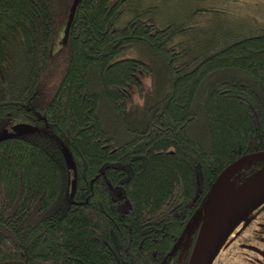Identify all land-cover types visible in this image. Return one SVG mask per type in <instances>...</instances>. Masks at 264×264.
Returning a JSON list of instances; mask_svg holds the SVG:
<instances>
[{
  "label": "trees",
  "instance_id": "trees-1",
  "mask_svg": "<svg viewBox=\"0 0 264 264\" xmlns=\"http://www.w3.org/2000/svg\"><path fill=\"white\" fill-rule=\"evenodd\" d=\"M72 1L0 0V131L40 128L0 140V264H189L213 183L264 150V20L234 26L229 0H81L57 46ZM257 219L264 238L263 205L237 242Z\"/></svg>",
  "mask_w": 264,
  "mask_h": 264
},
{
  "label": "water",
  "instance_id": "water-1",
  "mask_svg": "<svg viewBox=\"0 0 264 264\" xmlns=\"http://www.w3.org/2000/svg\"><path fill=\"white\" fill-rule=\"evenodd\" d=\"M81 0H73L68 20L64 28L62 42H68L70 30ZM39 126L31 122H17L0 131V140L39 131ZM69 167L76 171L73 155L67 145H63ZM264 160V150L247 153L228 165L213 183L203 207V218L194 242L189 264H213L221 252L225 239L242 222L264 205V165L255 171L240 187L232 191L221 204L215 203L219 186L238 168L252 162ZM76 189V178L72 181L71 195ZM190 225H187L171 249L175 253L183 244Z\"/></svg>",
  "mask_w": 264,
  "mask_h": 264
},
{
  "label": "rangeland",
  "instance_id": "rangeland-1",
  "mask_svg": "<svg viewBox=\"0 0 264 264\" xmlns=\"http://www.w3.org/2000/svg\"><path fill=\"white\" fill-rule=\"evenodd\" d=\"M114 1V0H112ZM233 5V16L236 18L233 20L234 26H240L242 23H248L252 17H257L258 20H264V0H229ZM231 6V5H230ZM244 17L245 19L241 18ZM242 20H245L242 21ZM248 26V25H247ZM62 32L58 35L57 46L60 45ZM255 163H249L238 168L229 176L228 188L229 194L236 190L238 187L253 174L255 169ZM203 218V208H199L196 212L193 220L191 221V229L188 236L190 241L191 233L200 227ZM256 223L248 226L245 232L242 234L248 237L249 240L245 243L237 242V235L241 228L246 224V220L242 222L237 228H235L229 236L225 239L221 254L217 258L215 264H264V238H257L253 232L257 229L259 220ZM232 246V247H231ZM234 246V247H233ZM229 252V253H228Z\"/></svg>",
  "mask_w": 264,
  "mask_h": 264
},
{
  "label": "bare ground",
  "instance_id": "bare-ground-1",
  "mask_svg": "<svg viewBox=\"0 0 264 264\" xmlns=\"http://www.w3.org/2000/svg\"><path fill=\"white\" fill-rule=\"evenodd\" d=\"M228 181H229V177L227 179H225V181L217 189V192H216V195H215V203L217 205H221L227 199V197L229 196V190L225 189L226 185H227V188L229 186V184H227Z\"/></svg>",
  "mask_w": 264,
  "mask_h": 264
},
{
  "label": "flooded vegetation",
  "instance_id": "flooded-vegetation-1",
  "mask_svg": "<svg viewBox=\"0 0 264 264\" xmlns=\"http://www.w3.org/2000/svg\"><path fill=\"white\" fill-rule=\"evenodd\" d=\"M220 254H221V253H220ZM220 254H219V255H220ZM219 255H218V256H219ZM218 256H217V257H218ZM213 264H214V263H213Z\"/></svg>",
  "mask_w": 264,
  "mask_h": 264
}]
</instances>
